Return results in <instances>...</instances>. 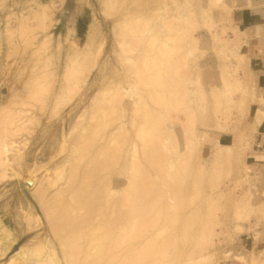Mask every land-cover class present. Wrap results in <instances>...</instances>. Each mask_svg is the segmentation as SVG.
Returning <instances> with one entry per match:
<instances>
[{"label": "rangeland", "instance_id": "rangeland-1", "mask_svg": "<svg viewBox=\"0 0 264 264\" xmlns=\"http://www.w3.org/2000/svg\"><path fill=\"white\" fill-rule=\"evenodd\" d=\"M263 36L264 0H0V264L39 250L64 264L40 182L58 177L53 198L85 146L109 162L127 137L101 173L125 196L144 139L158 144L146 235L167 246L160 264H264V105L249 69Z\"/></svg>", "mask_w": 264, "mask_h": 264}, {"label": "bare ground", "instance_id": "bare-ground-1", "mask_svg": "<svg viewBox=\"0 0 264 264\" xmlns=\"http://www.w3.org/2000/svg\"><path fill=\"white\" fill-rule=\"evenodd\" d=\"M131 30L133 32L138 31L135 28H131ZM136 38H134L133 40L131 39L128 42V44H130L131 47L133 46V48L135 49H137L138 47V44H137L138 42ZM136 44L137 46L135 47ZM126 47H127V44H126ZM131 49L129 46L128 50L130 51ZM134 57L135 56H133L132 58L131 56L130 59L128 60H131V64L135 66L136 68H138L141 64V61L143 60L140 59L141 60L140 61L138 57H137L138 60L136 57L134 59ZM97 65H98V60L94 64L95 69L96 67H98ZM94 71L95 70L93 69V72ZM93 72H92V75H93ZM150 73L149 75L150 77H152L153 74H150ZM141 76H143V74ZM147 76L145 75V79H144V76L141 78V80L142 79L144 80L143 81L144 83H148L151 80H153V78L150 79V77H148L150 79L149 81V79H147ZM167 82L170 83L171 79H170V82L169 81ZM85 84L86 82H84L83 85ZM174 84L171 83L173 87H174ZM145 121H148V119H146ZM149 129L151 131V127L147 128V131ZM140 130L141 131L143 130L145 132L144 129H140ZM129 140L131 141V139ZM129 140L127 137L126 142L128 143L127 144L128 148L127 147L125 148V146H123L126 143L123 140H121V143H124V144L120 146L116 145L115 146L116 150L112 148V150L113 149L114 150H113V153L111 152L112 150L110 151L111 154L108 153L109 151L107 152L110 156L113 154L112 157L114 158V160H112L113 158L108 157L110 161H112L111 162L112 164L109 163L110 161L108 162L106 160H105L106 163L101 162L102 160L98 161L97 160L98 155L94 153L93 155L90 154L91 151L87 148L89 145L85 146L84 148H86V150H89V151H86L83 148L81 150L82 152L80 151L79 156H77L78 159H80V162L83 163V166H84L82 167L83 170L79 169L81 168L79 167L80 165H82L81 163H79V165L72 164L69 170L70 172L67 175L68 188H65V189L61 188L60 187L61 184H59L60 185L58 187L59 191L55 187L58 192L55 194L53 198L49 197L50 194L48 195L46 191L49 190L48 188L53 187L51 186V184H53V182L58 177L56 176L57 178L52 183L50 182V185H47L48 188L46 185H44L45 183L40 182V186H39L40 188H38L37 192H39L38 195L40 196V199L43 205H45L46 207V212H47L48 217H50L52 221V227H53L54 232H56V234H61L60 235L61 238L60 237L59 238L61 241V245L63 247L62 249L63 252L61 254L63 255V259L65 261V263L62 261L64 264H145V263L153 264L154 261H156L155 260L156 257H159L157 258L159 260L158 262L156 261L157 263H154V264H158V263L160 264L159 261L167 255L168 251L166 250L162 251L163 249L162 250L160 249L161 246L160 247L158 246L161 251H159L157 247H156L157 249H155L152 247V245L149 246L148 244H151V242L149 243V240L151 238L146 235L148 234V232L152 230V229L150 230V228H153L152 227L153 224H155V219L153 215L157 217L159 214L158 212H157L158 214H153L154 209L152 208L154 206L152 207L151 205L154 202L152 204L150 202L153 196V193L151 190L152 186L150 184L152 181L151 179L154 176L153 175L152 178L150 179L151 174L153 173L151 172V168L154 169L153 168L154 165H161L162 163H164L162 162L160 154H158L159 153L158 144L157 143L153 144L151 143V140L144 139V141H146L145 144H143L144 146L142 150L144 154V160L140 161L141 163L136 161L135 159H134L135 161L132 160L134 169L132 167V170H133L132 175L128 176L129 184L126 187H124L125 188L124 192H126V195L125 196L123 195V197L121 196L122 199H120L121 197L119 199H117L116 197V194H117L116 189H115L116 184H114V180L112 179L111 176L110 178L107 177L110 174L106 176L107 173L105 175L101 173L104 170H107L109 168L111 169L110 165H112V167H114L115 165H118L119 160L121 158L120 154L122 153L126 154L127 152H130V150H132L133 147H131ZM86 141H89L88 138L86 139ZM149 141L151 144L149 143ZM1 142H3V140ZM80 155H81V158H80ZM1 157L2 156H0V159ZM3 161L4 162H2V159H1L0 164L1 163L8 164L6 160H3ZM162 166L163 164L161 165V168ZM61 173L64 174L63 171H61ZM58 174L59 173H57V175ZM60 176H62V174L59 175V177ZM47 177H48V172H47L46 178ZM50 177H48V179L49 181H52V178L50 180ZM43 181L45 180L43 179ZM49 181L46 180V182H49ZM45 193H46V196H45ZM69 197L72 198V200ZM154 197H157V195L156 196L154 195ZM64 199H65V203H62L64 202ZM67 199L70 201L69 203ZM103 208H105L104 211H103ZM108 208H110V210ZM142 239L145 241V243L144 241H142ZM160 244L162 245V243ZM165 244L167 245V243ZM148 247H151V248H148ZM164 247L165 246L161 248H164ZM31 252H32L31 254L36 255V258H37L36 263L34 261V264H55L57 261V260L56 261L53 260L52 258L53 255L45 257L40 250L38 252L36 251L35 252L31 251ZM18 254L19 253H14L13 255H11L8 258L6 264H21V263L25 264L26 263L25 261H23L25 263L23 262L19 263L21 260L20 259L18 260V257H17L19 256ZM151 257L152 258L154 257L153 263L150 260ZM17 260L19 262H17ZM145 260L148 261V263ZM164 262L165 261L163 262L161 261V263H164ZM56 264H59V263H56Z\"/></svg>", "mask_w": 264, "mask_h": 264}, {"label": "crops", "instance_id": "crops-1", "mask_svg": "<svg viewBox=\"0 0 264 264\" xmlns=\"http://www.w3.org/2000/svg\"><path fill=\"white\" fill-rule=\"evenodd\" d=\"M251 43L255 46V49L251 51L257 55L249 58V69H251L255 79L256 92L259 97L258 107H261L264 105V36L253 38ZM256 151L257 157L264 154V136L259 139ZM257 160H259V158H257Z\"/></svg>", "mask_w": 264, "mask_h": 264}, {"label": "water", "instance_id": "water-1", "mask_svg": "<svg viewBox=\"0 0 264 264\" xmlns=\"http://www.w3.org/2000/svg\"><path fill=\"white\" fill-rule=\"evenodd\" d=\"M23 242V241H22Z\"/></svg>", "mask_w": 264, "mask_h": 264}]
</instances>
